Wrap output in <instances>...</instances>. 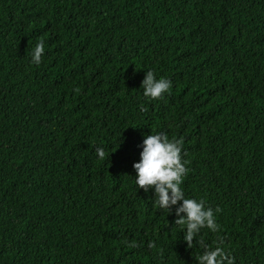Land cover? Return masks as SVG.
Instances as JSON below:
<instances>
[{
  "label": "trees",
  "instance_id": "1",
  "mask_svg": "<svg viewBox=\"0 0 264 264\" xmlns=\"http://www.w3.org/2000/svg\"><path fill=\"white\" fill-rule=\"evenodd\" d=\"M151 133L180 141L185 197L213 210L191 246L181 201L135 183ZM217 246L264 264V0H0V264H199Z\"/></svg>",
  "mask_w": 264,
  "mask_h": 264
},
{
  "label": "clouds",
  "instance_id": "2",
  "mask_svg": "<svg viewBox=\"0 0 264 264\" xmlns=\"http://www.w3.org/2000/svg\"><path fill=\"white\" fill-rule=\"evenodd\" d=\"M44 53L43 41L36 43L32 50L31 62L39 64ZM171 87V82L164 77L157 78L152 71H146L141 88L143 95L148 98H159ZM97 155L103 159V148L96 149ZM186 161L181 157V143L179 140H170L165 134L156 133L147 135L143 140V148L139 153V160L133 164L135 169V183L138 188L154 187L155 203L165 210L169 205L181 201L176 209L179 219L177 224L186 228L184 239L190 242L202 228L211 231L217 230L213 210L205 206L203 200L186 198L182 188L183 177L186 174ZM180 213H184L180 216ZM232 264L222 247L206 249L199 256V264Z\"/></svg>",
  "mask_w": 264,
  "mask_h": 264
}]
</instances>
